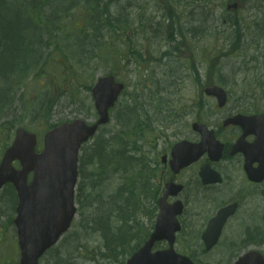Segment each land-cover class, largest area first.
<instances>
[{
  "label": "rangeland",
  "instance_id": "1",
  "mask_svg": "<svg viewBox=\"0 0 264 264\" xmlns=\"http://www.w3.org/2000/svg\"><path fill=\"white\" fill-rule=\"evenodd\" d=\"M49 1L55 9L61 5L56 13L49 3L43 7L38 29L42 28L46 43H41L33 64L31 55L25 52V47L33 45L32 34L25 26L27 8L0 3V33L6 37L0 70L32 68L24 86L14 89L11 96L4 93L0 78V157L17 128L34 133L40 149L44 133L53 126L74 119L94 123L97 114L91 88L99 77L114 74L125 85V92L110 111L109 124L82 148L86 152L80 154V170L87 180L78 179L83 189L77 201L78 216L40 264H123L129 249L150 232L154 217V197L147 177L156 165L148 164L155 151L152 147L146 153L145 146L139 153L135 145L136 140L141 144V138L148 142L152 135L143 132L135 137L133 125L141 123L155 130L169 123L165 141L170 144L185 135L195 107L202 109L200 118L207 124H214L233 107L240 112H263L264 3L257 0L243 4L238 13H233L227 11L225 0H213L211 4H194L193 0H78L73 7L71 0ZM92 8L97 13L105 9L107 14L102 13V18L109 15L114 23L113 29L103 28L101 38L91 28L97 14ZM115 17L126 25L134 23V29L124 32V25L115 34ZM231 21L237 24L231 26ZM68 37L76 42L80 38L84 44L82 54L95 52L100 54L99 59L72 54L78 52V45ZM207 84L219 85L228 92V103L221 113H215L213 102L201 93ZM126 108L135 111L134 120L127 125L120 122ZM100 143L106 151L118 149L116 143H121V150L133 158L134 164H127V170L113 165L116 167L109 168L99 179L96 154ZM137 160L144 164H136ZM191 177V172H186L184 182ZM6 188L0 191V264H9L8 260L17 264L13 200ZM221 192L224 201L243 197L239 213L224 230L218 245L208 253L200 246L198 239L206 221L202 220L214 212L209 208L211 203L204 200L213 195L193 190L184 218V222L192 223L185 225L175 251L191 256L196 264H233L250 250L264 255V186L249 189L239 171H234V181ZM194 213L197 215L193 220ZM94 219L98 225L109 224L104 236ZM122 235L128 242L125 251L115 246V240ZM165 247L159 244L156 249Z\"/></svg>",
  "mask_w": 264,
  "mask_h": 264
},
{
  "label": "water",
  "instance_id": "2",
  "mask_svg": "<svg viewBox=\"0 0 264 264\" xmlns=\"http://www.w3.org/2000/svg\"><path fill=\"white\" fill-rule=\"evenodd\" d=\"M122 90L123 84L117 83L114 76L99 78L91 91L98 114L97 121L88 125L83 120L76 119L48 131L43 139L41 153L35 152L36 138L33 134L23 129L15 131L14 140L5 150L0 162V189L10 183L17 194L14 226L20 249L19 264H38V259L68 231L76 214L74 193L80 148L96 133L99 126L108 123L109 109L114 106ZM204 92L217 99L218 107L225 105L226 93L220 87L212 86ZM260 118L264 119V115ZM247 119L238 116L234 121L243 126V121ZM193 128L201 133L202 142L196 148H191L186 142L174 147V162L170 167L175 173L188 166L197 157L194 155L203 153L206 146L209 147L210 154L215 146L218 147L213 134L206 132L204 126L194 125ZM218 149L220 151V147ZM188 154L190 155L186 157ZM14 161L19 162V169L14 168ZM204 170L207 169H202L200 177L204 183H208V175ZM246 171L252 181L261 182L264 179V164L256 170L246 167ZM30 173L33 176L28 183ZM169 193L168 187L167 193L160 200V212L153 233L126 264H193L187 257L173 251L174 234L180 229L176 217L181 214L182 207L180 203L174 206L166 204L165 198ZM234 209V205L222 209L209 222L202 235L206 251L216 245L221 229ZM162 240L168 242L169 248L152 252L154 244ZM234 264H264V257L256 251H250Z\"/></svg>",
  "mask_w": 264,
  "mask_h": 264
},
{
  "label": "flooded vegetation",
  "instance_id": "3",
  "mask_svg": "<svg viewBox=\"0 0 264 264\" xmlns=\"http://www.w3.org/2000/svg\"><path fill=\"white\" fill-rule=\"evenodd\" d=\"M196 85L200 86L201 83L197 82ZM213 102V111L215 113H221L225 108L218 109L215 105L214 98H207ZM199 100L202 101L200 98ZM195 104V103H194ZM237 107L231 108L228 112L221 114L214 124H207L202 122L200 118V113L202 111L201 108H194L195 116L191 119L189 127L185 133V135L178 139L170 142V144H166L165 138L167 135V130L169 129V123L167 126L165 124V128H157V129H149L147 131H138L139 133L148 132L152 135V137L148 140V142L136 140V144L138 146L139 153L142 152V149L147 146L146 153H149L150 148H154L155 157L152 162L148 164H156L151 167L150 173L148 174V183H150V191L152 196L154 197V205L153 208L158 212V200L163 196L166 192V186L168 184H174L175 186H182L180 191H175L174 189H170V195L166 198V202L168 204H174L177 202H181L183 205V212L180 217H178V221L181 226L180 234L178 235L176 241L179 242L180 236L184 230L185 225L191 224L192 221L186 223L184 222L185 215L187 213L188 207V199L191 197V192L193 190H197L200 194H212V199H205L204 201L211 203L210 209L214 210L213 214L207 218L204 217L202 221H205L204 226L202 227L201 234L207 227L208 222L212 219L219 210L234 204L236 206L235 214L229 218L224 225L223 231L226 229L227 225L230 223L232 219H234L240 211V207L242 204V197L232 198L227 201H224L221 196V191L223 187H228L230 182L234 181V171H239L241 175V179L247 188H257L264 186V180L259 183H253L248 180L245 173V165L249 166L252 169H256L258 164H264V122L256 121L255 123L249 124L246 128H243L239 124H234L230 120L232 117L236 115H246V116H258L263 112L260 111H248V112H240L236 111ZM228 122V123H226ZM205 125L208 130L212 131L216 141H218L221 146V155L218 159L216 158L215 152L217 150L211 151V157L209 152L206 149L201 155H198L194 161L190 162L189 166L183 170H180L177 173H173L171 171L170 165L172 161V150L173 148L179 144L180 142H186L188 145L193 148V146L199 144L202 140L201 135L193 129V125L195 124ZM148 134V135H150ZM135 137H140L139 135H135ZM188 154L186 157H188ZM143 159L144 154L142 153ZM196 156V155H194ZM136 164H144V162L137 160ZM209 166V180H218V177L215 176L214 173L220 176V181L218 183H209L204 184L199 177V173L202 168ZM190 171L192 177L188 183L184 182L185 173ZM193 186V190L190 191V187ZM240 194V193H239ZM216 200L217 203L214 205L213 201ZM197 213L192 214V219H196ZM155 214L153 217V221L151 222V227H154ZM202 225V223H201ZM200 240V246H203L201 241V236L198 239ZM185 246L189 247L188 241H185Z\"/></svg>",
  "mask_w": 264,
  "mask_h": 264
},
{
  "label": "trees",
  "instance_id": "4",
  "mask_svg": "<svg viewBox=\"0 0 264 264\" xmlns=\"http://www.w3.org/2000/svg\"><path fill=\"white\" fill-rule=\"evenodd\" d=\"M68 1L69 0H67V2ZM71 1H72V4H71V6H72V5H76L75 3L78 0H71ZM97 1L98 0H87V2H91V3L97 2ZM100 1L101 0H99V2ZM102 1H104V0H102ZM173 1H176V0H173ZM204 1H206V2L208 1L209 2L211 0H204ZM15 2L17 3L16 5L12 3V0H8V2H7V0H0V3L3 4L5 7L19 6V7L27 8L28 12H27V19L25 21V26L28 29V31H30L29 34L30 33L32 34L33 45L31 47L28 46V48L25 47V52H26V54L28 56L31 55V57H32V61L31 62L33 64L34 61H35V58H37V55L39 53V48H41V43L42 44L46 43V38H44L42 40V37H43L42 28H41V31H39L38 26H39V24L42 23L41 20L43 18V7L45 5H48V3L50 5V1L49 0H27L26 2L22 3L21 1L15 0ZM60 5L58 6L57 9H55L53 6L50 5V7L53 10L52 12L56 13L58 11V9L60 8ZM64 9H66V7H64ZM92 11L95 14L97 13L95 8H92ZM102 13L107 14L105 9H103L101 12H98L96 14L95 19H94L95 23L91 24V28L93 29V34L96 37H98V38H101L103 36V31L102 30H103L104 27H106L108 29H113L114 28V23L111 20V17L108 15V16H106L103 19L102 15H101ZM122 14L123 13H121L120 16ZM123 16L126 17L125 14ZM30 17L33 18V21H35L36 24H33V22L31 21ZM114 20L116 21V27H115V34H116V30L121 29L126 24L124 23V21H121L119 19V17H115ZM228 23L231 26H234V25L237 24V23H235L233 21L228 22ZM133 24L134 23L127 24L126 25L127 30H125L124 32L133 30L134 29V28H132ZM51 29L52 30H56V26L55 25H51ZM51 29L48 27V30L50 32H51ZM52 39H53V37H51V40ZM65 39L63 41L64 47H65ZM68 39H72L73 43L78 45V52L72 51V54H74L76 56H82V55H86L87 54V55L90 56V58L92 56V59H95V60L99 59L100 54H96L95 52L94 53L93 52H89V53L86 52L85 54H82L83 53L82 50H83L84 44H82L80 38L77 40V42L72 37H68ZM5 42H6V37L4 36L3 33H0V55H3V46H4ZM28 45H30V42H28ZM29 69H32V68L24 67V68H21V69L20 68L19 69H14V67H12L11 69L6 70V71H1L0 70V78H2L1 81L3 82V87H4V90H5L4 93L10 94V96H11V92L14 89L22 88L24 86V84H25L26 77L30 76V70ZM260 88H261V85H260ZM129 121H131V120H129ZM126 122L127 121L125 120V122H123V123H126ZM125 125H127V123ZM116 144H117L118 149H116V150L112 149L110 151H106V148H105V146L102 143L98 144L96 158H97V161H98V165L97 166H98V168L100 170H98L99 173L96 176L99 177V179H103V178H100L101 175H104V173H106L107 170H109V168L116 167V166H113V165L119 164V162H122V160L126 157L124 151L121 150L122 144L121 143H116ZM85 152H86V149L84 148L82 156L84 155ZM81 161H82V157L80 158V166H81V164H83ZM126 161H128V160H125V162ZM79 174H80L82 182H83V180H87V177L86 176L84 177V174L81 172L80 167H79ZM7 192L9 193L10 191H7ZM82 195H83V189H82L81 185L77 186L76 201H78V198H81ZM99 221H101V220L99 219ZM94 223L98 227V231H100V233H102L103 236H104V232L106 231L107 226L109 227V224H107V222H106L104 225H101V224L98 225L96 219H94ZM127 243L128 242L123 239V236H121L119 238V240L115 242V246L116 247L120 246L122 251H125L124 250L125 247L128 246ZM140 243L141 242H139L138 244H140ZM134 249H136V247ZM134 249L130 248L129 251L132 252Z\"/></svg>",
  "mask_w": 264,
  "mask_h": 264
}]
</instances>
